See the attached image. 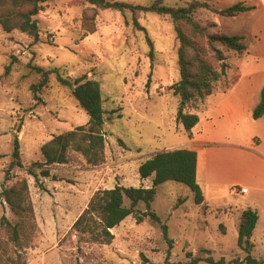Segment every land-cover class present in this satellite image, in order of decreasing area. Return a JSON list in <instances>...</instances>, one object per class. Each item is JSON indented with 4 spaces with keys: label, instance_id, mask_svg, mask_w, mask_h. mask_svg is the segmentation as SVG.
Returning <instances> with one entry per match:
<instances>
[{
    "label": "rangeland",
    "instance_id": "obj_1",
    "mask_svg": "<svg viewBox=\"0 0 264 264\" xmlns=\"http://www.w3.org/2000/svg\"><path fill=\"white\" fill-rule=\"evenodd\" d=\"M119 1L147 5L154 0ZM190 1L164 3L185 6ZM201 1H208L210 8L197 9L193 18L207 34L224 31L243 35L262 22L250 15L255 8L252 0ZM238 2L254 8L237 19L212 9ZM91 6L84 0H49L34 16L39 25L37 42L27 33L18 29L6 32L0 25V264H142L143 257L148 264H164L169 244L162 225H167L168 237L173 240L171 262H186V253L191 252L202 258L224 259L227 264H247L246 253L237 244L238 219L225 216L233 209L223 199L211 209L204 203L198 205L191 189L175 181L160 184L150 203L161 223L149 215L141 222L128 216L111 230L114 239L109 244L95 242L88 233L73 228L98 189L117 183L151 187L152 179L139 174V162L158 151L187 147L189 141L176 120L180 98L171 88L180 73L178 40L170 16L98 9L96 31L88 33L82 27V13ZM135 19L144 29L134 24ZM256 37L250 34L245 42L259 45ZM12 56L16 59L6 73ZM251 60L231 55L229 61L235 71L230 74L243 73V82H249L253 75L262 79L263 73H256L260 66ZM34 66L44 70L56 67L64 77L87 74L98 79L105 110L104 161L92 165L81 153L69 150L68 162L50 165L57 180L40 177L44 187L29 173L31 166L39 172L34 163L45 160L42 145L54 135L86 124L89 116L55 73L35 95L31 86L38 84L41 73ZM200 103H189L186 111L198 110ZM16 139L22 166L13 157ZM24 179L31 211L16 213L2 192ZM137 208L148 212L143 201ZM15 224L18 239L12 233L11 225ZM251 254L264 259L260 258L264 250L259 247H251Z\"/></svg>",
    "mask_w": 264,
    "mask_h": 264
},
{
    "label": "trees",
    "instance_id": "obj_2",
    "mask_svg": "<svg viewBox=\"0 0 264 264\" xmlns=\"http://www.w3.org/2000/svg\"><path fill=\"white\" fill-rule=\"evenodd\" d=\"M49 0H0V25L6 32L15 29L32 36L33 40H39V25L34 18L44 4ZM91 4L82 13V27L88 33L96 31V16L98 9H114L124 13L125 10L133 14L138 12H155L168 15L172 19L176 38L178 40L177 63L179 66L180 78L171 85L173 92L180 98L177 108L176 120L181 123L189 134L192 128L198 123L199 115L195 112H188L186 108L189 103L202 102L208 95L212 94L217 82L227 75L230 65L228 57L230 53L237 56L243 55L247 50L245 36L242 34H230L224 31L206 33V29L193 18L194 12L199 8H210L208 1L192 0L185 6H169L164 0H154L152 3L134 4L119 0H84ZM252 5H245L242 2L232 4L223 9L212 8L214 12L223 16H235L239 13L253 9ZM134 24L140 29L139 22L135 19ZM216 43H218L216 45ZM152 57V50L150 51ZM16 57L12 56L11 61L5 67L9 73ZM35 70L41 73L38 84H33L31 90L36 93L46 85L48 76L56 74L57 80L70 88L72 96L89 116L86 124L79 125L72 130L54 135L41 147L44 162L38 164L37 172L33 166L29 173L35 177L37 183L44 187L40 177L56 176L51 174L53 164L68 162V151L74 150L81 153L89 164L97 165L104 161L105 153V110L101 93L100 81L96 78L82 74L75 78L64 77L58 68L44 70L42 67L34 66ZM238 75H234L230 82L234 83ZM229 82V83H230ZM229 85V84H228ZM264 116V89L261 94L260 103L253 110V117ZM13 157L17 165L22 166L20 161L19 142L16 139ZM33 164V165H34ZM197 152L195 150L181 147L171 150H162L147 158L139 165L141 178L152 177L151 187H135L117 183L112 188L98 189L91 197L88 206L83 210L73 223V228L82 234H89L90 238L99 243L109 244L114 239L112 229L119 225L128 216H135L138 221L143 216L138 211L139 202L147 204L148 215L156 223H161L158 214L151 209L150 203L155 199L157 187L167 181H175L187 185L194 196L196 204L204 203V194L200 187L197 176ZM28 184L24 179L15 188H6L2 193L12 210L16 213L31 211L28 199ZM128 199L129 203H126ZM205 205V204H203ZM204 207H207L206 205ZM258 221V212L251 207L241 212L238 228V247L246 253L247 264H264V259H258L251 254V236ZM10 224V223H9ZM14 239H18L17 225H11ZM164 238L169 244L167 258L164 264H198L206 261L210 264H227L224 259L215 260L209 256L202 258L193 256L187 252L189 260L186 262H171L169 257L173 240L168 237L167 225H162ZM149 260L143 257L142 264H148ZM234 264H238L235 261Z\"/></svg>",
    "mask_w": 264,
    "mask_h": 264
},
{
    "label": "crops",
    "instance_id": "obj_3",
    "mask_svg": "<svg viewBox=\"0 0 264 264\" xmlns=\"http://www.w3.org/2000/svg\"><path fill=\"white\" fill-rule=\"evenodd\" d=\"M252 2L255 8L250 15L259 17L262 22L258 27H251L248 35H243L245 40L250 34L257 36L260 44L246 43L247 50L241 56L229 54L227 75L217 82L214 92L194 111L199 115V121L190 134L187 132L189 141L185 148L197 152L196 176L204 194V204L211 209L212 204L223 199L224 204L233 209L225 216L233 221L238 219V228L241 212L249 207L256 209L258 221L251 242L254 250L258 247L264 250V116L253 117L264 89V0ZM231 55L251 57V61L260 66L261 70L256 73H263L262 79L259 76L253 78V75L249 82H243V73L230 74L235 71V65L229 61ZM234 75H238V79L227 85L226 81ZM239 187H247V193L234 190Z\"/></svg>",
    "mask_w": 264,
    "mask_h": 264
},
{
    "label": "built area",
    "instance_id": "obj_4",
    "mask_svg": "<svg viewBox=\"0 0 264 264\" xmlns=\"http://www.w3.org/2000/svg\"><path fill=\"white\" fill-rule=\"evenodd\" d=\"M236 192H240L242 194L247 193L248 188L247 187H239L234 189Z\"/></svg>",
    "mask_w": 264,
    "mask_h": 264
},
{
    "label": "water",
    "instance_id": "obj_5",
    "mask_svg": "<svg viewBox=\"0 0 264 264\" xmlns=\"http://www.w3.org/2000/svg\"><path fill=\"white\" fill-rule=\"evenodd\" d=\"M140 213H141L142 216H147L148 215V213L146 211H140Z\"/></svg>",
    "mask_w": 264,
    "mask_h": 264
}]
</instances>
